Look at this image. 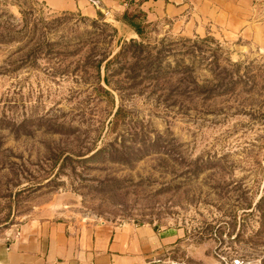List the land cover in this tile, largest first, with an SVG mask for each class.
<instances>
[{
    "label": "rangeland",
    "instance_id": "374dc122",
    "mask_svg": "<svg viewBox=\"0 0 264 264\" xmlns=\"http://www.w3.org/2000/svg\"><path fill=\"white\" fill-rule=\"evenodd\" d=\"M124 12L0 0V241L125 225L148 235L111 264H264V19L226 38Z\"/></svg>",
    "mask_w": 264,
    "mask_h": 264
},
{
    "label": "crops",
    "instance_id": "0c3cea01",
    "mask_svg": "<svg viewBox=\"0 0 264 264\" xmlns=\"http://www.w3.org/2000/svg\"><path fill=\"white\" fill-rule=\"evenodd\" d=\"M52 12H80L93 15L97 8L119 16L125 10L139 7L149 21L171 19L173 25L185 30L208 29L223 37H254V23L264 19V0H36ZM94 1V2H93ZM102 225V224H100ZM58 227V226H57ZM54 226V229L57 228ZM123 227L96 228L85 246L76 249L66 246V238L59 231L51 232L52 226L39 222L27 223L11 243L0 241V264H35L39 257H46L47 264H111L118 252L132 247L130 234L138 243L143 241L145 232ZM58 229V228H57ZM50 238L51 249L45 254L32 245L33 241ZM36 237V238H33ZM38 237V238H37ZM47 238V237H46ZM62 242L59 248L57 242ZM134 242V241H133ZM132 242V243H133ZM41 244V243H40ZM43 253V254H42ZM45 254V255H44ZM134 256L127 253L125 256ZM124 256V257H125ZM45 262V260H44Z\"/></svg>",
    "mask_w": 264,
    "mask_h": 264
},
{
    "label": "trees",
    "instance_id": "16d2710c",
    "mask_svg": "<svg viewBox=\"0 0 264 264\" xmlns=\"http://www.w3.org/2000/svg\"><path fill=\"white\" fill-rule=\"evenodd\" d=\"M123 20L131 26L137 34H140L141 32V25L136 21L137 20V14L136 13H131L129 14L128 12L123 13Z\"/></svg>",
    "mask_w": 264,
    "mask_h": 264
},
{
    "label": "built area",
    "instance_id": "2783aa9c",
    "mask_svg": "<svg viewBox=\"0 0 264 264\" xmlns=\"http://www.w3.org/2000/svg\"><path fill=\"white\" fill-rule=\"evenodd\" d=\"M94 2V1H93Z\"/></svg>",
    "mask_w": 264,
    "mask_h": 264
}]
</instances>
